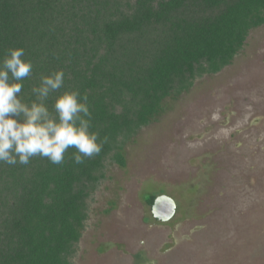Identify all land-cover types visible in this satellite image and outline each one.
Returning <instances> with one entry per match:
<instances>
[{"label":"trees","instance_id":"trees-1","mask_svg":"<svg viewBox=\"0 0 264 264\" xmlns=\"http://www.w3.org/2000/svg\"><path fill=\"white\" fill-rule=\"evenodd\" d=\"M262 26L264 0H0V59L23 48L33 65L19 98L31 103L41 77L62 70L49 110L65 92L87 95L102 143L80 164L75 148L61 164L0 163V264H74L107 160L126 167L128 141L158 120L165 100L231 65ZM158 196L145 201L152 208Z\"/></svg>","mask_w":264,"mask_h":264},{"label":"rangeland","instance_id":"rangeland-1","mask_svg":"<svg viewBox=\"0 0 264 264\" xmlns=\"http://www.w3.org/2000/svg\"><path fill=\"white\" fill-rule=\"evenodd\" d=\"M107 160L74 264H264V26ZM178 206L156 220L149 194ZM142 255V260L136 257Z\"/></svg>","mask_w":264,"mask_h":264},{"label":"clouds","instance_id":"clouds-1","mask_svg":"<svg viewBox=\"0 0 264 264\" xmlns=\"http://www.w3.org/2000/svg\"><path fill=\"white\" fill-rule=\"evenodd\" d=\"M24 55L23 48L9 49L0 59V163L27 165L41 156L61 164L69 148L76 149L77 164L99 154L102 143L97 142L99 134L90 131L87 95L78 90L60 95L53 104L55 115L46 104L50 94L64 85L62 70L41 77L40 85L32 89L36 99L31 103L19 98L22 81L33 68Z\"/></svg>","mask_w":264,"mask_h":264},{"label":"water","instance_id":"water-1","mask_svg":"<svg viewBox=\"0 0 264 264\" xmlns=\"http://www.w3.org/2000/svg\"><path fill=\"white\" fill-rule=\"evenodd\" d=\"M177 209V203L172 197L160 195L155 199L151 211L156 220L169 222L175 217Z\"/></svg>","mask_w":264,"mask_h":264}]
</instances>
